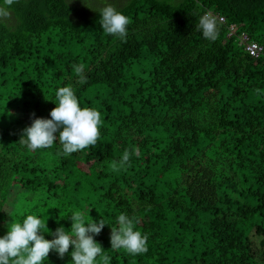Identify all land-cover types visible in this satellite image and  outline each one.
Segmentation results:
<instances>
[{"label":"trees","instance_id":"1","mask_svg":"<svg viewBox=\"0 0 264 264\" xmlns=\"http://www.w3.org/2000/svg\"><path fill=\"white\" fill-rule=\"evenodd\" d=\"M0 10V264H264V0Z\"/></svg>","mask_w":264,"mask_h":264},{"label":"built area","instance_id":"2","mask_svg":"<svg viewBox=\"0 0 264 264\" xmlns=\"http://www.w3.org/2000/svg\"><path fill=\"white\" fill-rule=\"evenodd\" d=\"M204 19L211 23H219L227 27L228 37L235 38L236 43L244 48V51L249 54L254 60H264V45L251 39L247 32L239 33L236 25H228L226 17L207 11L204 14Z\"/></svg>","mask_w":264,"mask_h":264},{"label":"rangeland","instance_id":"3","mask_svg":"<svg viewBox=\"0 0 264 264\" xmlns=\"http://www.w3.org/2000/svg\"><path fill=\"white\" fill-rule=\"evenodd\" d=\"M70 1L72 4L80 7L79 17H81L83 15H92L94 11L102 8H108L112 10L120 8L127 0H70ZM0 21L6 22L8 24H12L13 18L5 11L0 10Z\"/></svg>","mask_w":264,"mask_h":264}]
</instances>
